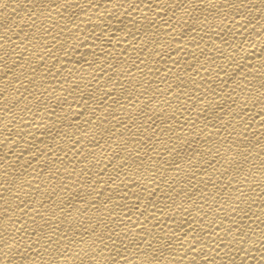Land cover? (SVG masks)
I'll return each instance as SVG.
<instances>
[{
  "label": "bare ground",
  "instance_id": "obj_1",
  "mask_svg": "<svg viewBox=\"0 0 264 264\" xmlns=\"http://www.w3.org/2000/svg\"><path fill=\"white\" fill-rule=\"evenodd\" d=\"M0 264H264V0H0Z\"/></svg>",
  "mask_w": 264,
  "mask_h": 264
}]
</instances>
